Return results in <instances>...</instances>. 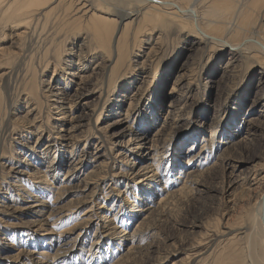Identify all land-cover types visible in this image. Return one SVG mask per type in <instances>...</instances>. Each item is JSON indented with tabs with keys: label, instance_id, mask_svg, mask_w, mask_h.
Masks as SVG:
<instances>
[{
	"label": "rangeland",
	"instance_id": "rangeland-1",
	"mask_svg": "<svg viewBox=\"0 0 264 264\" xmlns=\"http://www.w3.org/2000/svg\"><path fill=\"white\" fill-rule=\"evenodd\" d=\"M55 12L62 15L61 11ZM61 15L57 22H61ZM51 22L45 29V40L38 41L41 45L36 49V44L30 42V34H25L26 40L23 38L20 42L23 36L17 38L15 29L0 24V47L5 50L0 59L3 93L0 102L2 112L5 109L0 118V264L6 263L5 257L10 255L15 259L8 264H27L31 255L46 247L54 252L59 246L57 242L71 236L88 215L92 223L70 254L75 261L68 264H84V259L89 261L91 257L88 264H235V260L240 264L242 257L253 264L256 250L243 254L245 244L239 236H222V232L227 231L224 227L248 224L252 226V234L258 233L252 209L264 188V183L255 179L259 172L264 174V72L249 66L243 58L236 60L228 49L208 57L207 49L204 53L193 50L177 38L175 29H163L158 25L150 32L138 34L141 42L115 72L111 92L104 100L113 62L91 57L94 46L78 47L80 35L72 39L69 32L56 35L54 30L59 28ZM159 33L161 41L155 43ZM63 34L66 36L59 45L63 54L60 65L64 60L74 59L75 50L89 55L87 67L78 72L81 81L79 74L72 75L74 70L64 73L56 63L53 72L51 62L55 59L49 50L57 46ZM46 45L49 46L46 57L50 63L40 71L42 67L39 68L37 60ZM227 62H230L229 67L225 65ZM231 64L238 65V72L224 76L225 69L233 67ZM74 66L73 63L70 68ZM35 68L38 75L33 78ZM64 76L68 86L63 85L61 78ZM33 84L39 110L36 107L29 112L34 100L29 99L28 93ZM78 92H85V95L79 99ZM44 94L46 96H42ZM157 96L163 99L159 109L161 118L155 125L153 119L154 126L148 129V137L159 127L160 133L163 131V135L158 136L160 140L170 134L166 144L160 140L157 144L170 148L157 163L158 170L165 175L153 185L157 184L160 190L167 176L170 180L166 185L168 191L177 189L176 180L189 184L205 159L200 157L211 145L213 157L210 169L199 175L198 185L194 184L193 189L183 194L172 195L169 206L162 213L151 216L149 212L153 208L147 201L146 191L150 187L138 182L136 191H132L127 171L133 160L138 162L141 158L136 157L138 151L132 144L141 132L139 118L149 112ZM66 102L71 104L69 111L64 106ZM59 103L65 108H54ZM130 103L134 105L131 110ZM179 105L182 109L177 112L181 116L178 126L170 131L169 126L163 129L160 124L164 123L166 109L172 110ZM35 111L40 118L31 124L29 120ZM62 111L66 112L59 114ZM98 113L100 117L96 121ZM39 125L40 132L37 131ZM174 133V138L168 141ZM228 138L235 148L219 143V140L227 142ZM190 146L194 147L193 154L189 153ZM145 148L140 150L142 156L149 152ZM156 148L153 146L151 153ZM200 152L201 156L195 158ZM143 164L151 165L142 171L150 175L156 163L149 160ZM180 169L184 174L179 175ZM98 173L105 177L98 181L100 185L89 179L94 176L96 179ZM229 174L238 177L236 181H232ZM44 177L49 181L45 182ZM42 190L45 193L40 194ZM37 193L40 196L36 198ZM140 198L142 202L138 201ZM134 200H137V207H132ZM136 208L138 211H132ZM114 214L123 219L129 214L137 216L127 220L130 222L126 226H118L119 233L114 240L100 238L91 246L92 238L95 240L96 234L105 229L98 231L96 227L102 221L111 220ZM88 248L91 251L87 258ZM125 250L128 259L117 261V254ZM232 253L237 254L236 259H233L236 254ZM220 258L226 259L221 261Z\"/></svg>",
	"mask_w": 264,
	"mask_h": 264
},
{
	"label": "bare ground",
	"instance_id": "bare-ground-1",
	"mask_svg": "<svg viewBox=\"0 0 264 264\" xmlns=\"http://www.w3.org/2000/svg\"><path fill=\"white\" fill-rule=\"evenodd\" d=\"M56 10L61 11V13H62V15L60 14L62 16V19L60 20L61 22H57V20H59L60 15L58 13L57 14L59 16L56 14V12H55ZM49 22L54 23V25H56V27L59 28L58 31H57V29L56 30L53 29L56 32V35H58V34L60 35L61 34L60 32H64V34L67 35V33L69 32L71 39L72 38H78V36L80 35V39H79L80 44H78L79 45L78 47H80L83 44H86L88 46H94L93 48L91 47L92 48L91 52L94 54L91 57L95 58L96 60L97 59H101V60L105 59V61H107V62L108 61H110L111 63L113 62L112 66H111V70H110V75H109L108 80H107L108 83H107V89L105 91L106 95H105V98H103L104 100L106 98H108V96L111 92V87H112L111 83L114 82L112 80V78H114L113 76H114L115 72L118 70V68L124 62L128 61L127 59L129 57V55L134 52V49H136L137 44L139 42H141L138 34H141V33L143 34L147 31L150 32L151 30H153L158 25L163 29H168V28L172 29V30L175 29V35L177 36V38L180 39V41H182L185 45H189V47H192L193 50H200V51L202 50L204 53V51L207 49L208 55L207 54L206 55L208 57L217 54V52L220 50L228 49L229 53H231L232 56H236V60H237V58H243L250 63L249 66L259 68L260 71L264 72V0H0V24L3 23L4 25H8L9 27H12L13 29H15V31L14 30L13 31L16 32L14 35H16L17 38H21L18 36H23L21 38L20 42H22L23 38H25L24 40H26V37H24L25 34L26 35L30 34V36L32 37V38L30 37L31 38L30 42L32 45L36 44L34 47L35 49H36V47L40 48L41 44L39 45L38 41H40V43H41L42 40H45V38H46L45 33L47 32V30H45V29L47 28V25L49 24ZM131 25H132V27H131ZM53 28H54V26H53ZM28 29H29V31H27ZM48 30L50 31V29H48ZM26 31H27V33H26ZM55 32H53V33H55ZM161 32H163V31H160V33ZM160 33H159V35L156 36L155 43H157L158 41H161ZM66 35H64V37H62V39H59V41L56 43L57 44L56 47L54 46L56 44L55 43L53 44L54 49L49 50L52 52L53 58L55 59L53 62H51V64H53L52 69L54 72V69H56V66L61 67L63 70L62 72H64V73L67 70H74L72 75H74V74L78 75L79 74L80 77H78V78H80V81H81V73H78V72L84 71V68L87 67L86 65H88V63H89V61H88L89 55L87 56L85 51L80 52V50H79V53H78V50H75L73 52L74 55L76 54L74 59H68V61L64 60L62 65H60L61 62L59 63V60L62 57L61 56L62 51L60 50L59 45L61 44V42H63ZM69 35H68V38L70 37ZM54 36H55V34H54ZM30 38H28V39H30ZM152 39L153 38H151V40ZM34 40H35V42H33ZM56 40L57 39H55V41ZM17 43H18V41H17ZM26 46H27V44H26ZM47 47H49V46L46 45V47H44L45 49L44 48H42L41 50L39 49L41 51V56H40L39 60H37V61H39L37 63H39L38 64L39 68L42 67V69L40 68V71L44 70V68L47 67V65H49V63H50L49 58L46 57L47 55H49V54H47L48 49H49ZM26 48H28V47H26ZM154 50H158V49H154ZM37 51H38V49H37ZM70 51H72V50H70ZM4 52H5L4 47H0V59L1 60L3 58L2 56L5 55ZM210 52H212V53L210 54ZM37 53L38 52H36V54ZM38 57H39V54H38ZM24 58H25V55H24ZM230 62H227V64H225V65L227 67H229L228 65H230L229 64ZM28 63L30 64V62H28ZM55 63H56V66H55ZM73 63L75 66L73 68H70V65ZM14 64L18 65V63H14ZM233 64H231L233 66L232 68L225 69V71L223 72L224 76H226L227 74H230V73L238 72V68H237L238 65H236V64L233 65ZM127 65H125L126 69H127ZM36 68H38V67H36ZM36 68H35V70H33V74H32L33 78H35V76L38 75V74L36 75V73H38V70H36ZM25 70H26V68H25ZM27 70H28V68H27ZM11 73H12V71H11ZM11 73H10V75H11ZM28 73H29V71H28ZM228 77H229V75H228ZM66 78L67 77H65V76L63 78H61L64 86H68L67 85L68 82L66 81ZM36 79H38V78L36 77ZM48 81H47V83H48ZM131 83H132V81L128 82V86H130ZM36 84H38V83H36ZM26 85H27V83H26ZM101 88H103V86ZM36 93H37L36 88L34 87V84H33V85H31L29 93H28L29 99L34 100L30 104V105H32V107H30L27 110L29 112L30 111L32 112L33 109H36L37 105L39 104L38 100H35L36 99V97H35ZM84 93L85 92L79 93L78 98L79 99L82 98L83 95H85ZM2 94H3L2 89H0V98H1ZM45 94L42 96H46ZM99 94H101V91ZM162 100H163L162 97H158V98L154 99L152 102V105L150 106L149 112L146 113L143 117L139 118L138 127H139V131H141V132H139L140 133L139 136H136V138L133 139L132 144L134 145V148H136V150L138 151V153L136 154V157H141V158L138 162H135V160H133L134 162L133 161L131 162L132 164H130L129 169L127 171L129 173L127 179L131 180V182H132V186H130V188H132L131 189L132 191H134V190L136 191L138 182L142 183V185L145 184V187L146 186L150 187L146 190V191H148V194H147L148 197L147 196L146 197H147V201L149 202V204L151 203V205H152L151 208H153L151 210L152 212L151 211L149 212V214H151V216L153 213L154 214L162 213V211L167 206H169V203H170L169 198L172 195L183 194L185 192H188L190 189H193L194 184L198 185L199 184V179H198L199 175L205 171H208L207 170L208 168L210 169L209 162L213 157L212 156V154H213L212 153V148H213L212 145L210 146V150L206 151V153L204 155L201 156V152L199 154L197 153L195 155V158L201 156L200 158L204 157L205 159L199 165V169L196 171L197 173H195L192 176V179L188 181V182H190L189 184H186V182H181V181L176 180L175 185H177V186L179 185L177 187V189L172 190V191H168V190H166V185L170 180H169V178H167L168 177L167 176L163 179V181H162L163 186L160 188V190H159V188H157V186H158L157 184H155L156 186L153 185L154 183L161 181L160 178H163L164 177L163 175H165V174H161V172L158 170L157 163L159 164V162H160L159 160L161 158H163L166 154H168L169 148H170L169 145H165L166 144L165 142L167 141V136L170 133H168L166 136H163L164 137V138L162 137L163 140H160L158 137L163 132L162 131L160 133L159 129H161V128L158 127V129L155 131V133H153L154 135L153 134H152L153 136L149 135L151 138L148 137V129H150L152 126H154L155 123L157 122V120L161 118V115H160L161 110H159V109L162 108V105H163ZM0 101H1V99H0ZM27 101H30V100L27 99ZM46 102H47V100H46ZM60 103H62V102H60ZM60 103L58 104L57 107H54V108H56V109L57 108H65V107H62L63 104H60ZM182 104L184 105L185 102ZM26 105H28V102L26 103ZM65 105H66V109L69 111L71 104L66 102V104H64V106ZM128 106L131 110V108H133L134 105H131V103H130ZM172 108H173L172 110H170L168 108L166 109L164 117L162 118L164 123L160 124L163 129H166L167 126H169L168 127L169 131L171 129L177 127L178 122L181 119V116L177 112L181 111L180 109H182V106L179 105V107L177 106V107H172ZM37 109H38V107H37ZM154 109H156L155 113H156V111L159 110V112L157 113V116L153 112ZM60 110H63V109H60ZM4 111H5V109L3 110V112ZM1 112H2V104L0 102V118L2 119ZM65 112L66 111H62V112H59V114H64ZM125 112H127V111H125ZM99 113L96 114L97 115L96 121L100 117ZM116 113H119V112H116ZM37 114H38V112L31 114L33 116L32 119L29 120V121H31V124L34 123L35 119L39 116V114H38V116H37ZM40 114H41V112H40ZM34 115H36V116H34ZM39 118H37V119H39ZM153 119H155L154 123H153L154 125L152 124ZM40 128H41V126L39 125V127L37 128L38 132L42 131ZM240 129H241L240 126H238V128L236 129L237 132H239ZM57 135H58V133H57ZM162 135H163V133H162ZM174 135H175V133L173 135H170V138L168 141H171L174 138ZM47 136H48V134H47ZM152 137H154V138H152ZM155 137H157L158 139ZM229 138H230V136H229ZM229 138H228L227 142L219 140V143L228 144L227 145L228 147H234L235 148L233 142L232 141L230 142ZM154 140H155V142H154ZM157 140H160V141H162V144L163 143H165V144L159 146L157 144V142H158ZM159 143H161V142H159ZM168 144H169V142H168ZM144 146H146V148H145L146 151L149 150V152L146 153L144 156H142L143 154L140 153V150L144 149ZM153 146L154 147L156 146L157 148H156V150H154L151 153V149ZM216 147L219 148L220 145H218ZM193 148H194L193 146L189 147V153L193 154V152H194V151H192ZM149 160L151 161V163L152 162L156 163V164H154L155 168L152 169V171L150 170L151 171L150 175L148 174V172L142 173V171L148 170L149 166H151V165H149V164L141 165V163L149 161ZM179 172H180L179 175L184 174V171L182 169H180ZM231 172L233 173V169ZM101 174H103V173H101ZM101 174H99V176H96V179L94 178L95 176L90 177L89 179L94 180V182L96 184L100 185L101 183H99L98 181L103 180L105 178L104 175H101ZM258 174H259V176H257L258 178H255V179L261 180V182L264 183L263 172L261 171ZM233 175H235V174H233ZM179 177L177 176L176 178H179ZM237 178L238 177L234 178V176L230 177V179H232V181H236L234 179H237ZM47 180L48 179L45 178V182H47ZM256 184H257V182H256ZM84 186H85V184H84ZM39 193L40 194L45 193V190H42V192H39ZM39 193H37V195L35 194V197L36 196L39 197L40 196ZM39 199L40 198H38V200ZM256 199L257 200L255 201L253 209H252L253 210V216L252 217H253V220L258 225V230H257L258 233H256V231H255L256 234H252L251 233L252 226L245 224V225H239L236 228H231V227L229 228V226L224 227V228H227V231L223 230L222 236H227V235L239 236V239L243 241V244H245V246H243L244 248H242V250H243L242 253L243 254H245L246 252L253 253L252 250H256V255L253 256V258H254L253 264H264V188H263V191L260 193V196ZM134 201H135V203L133 204L132 207H137L135 205L137 200H134ZM138 201L142 202L141 198ZM145 206H146V204H145ZM107 209H109V208L107 207ZM107 209H106V211H107ZM132 211H138V210L136 208ZM133 216L135 217V216H137V214H135V215L129 214L126 219L125 218L123 219V218H121V216L114 214L113 217L111 218V220L102 221L100 223L99 227H96V230L99 231L101 228H105V229L103 232L99 231V233L96 234L95 240H94V238H92L91 246L95 243H98V241H96L97 239H100V238L102 240L111 239V238L113 239L115 236H118L117 235V233H119L117 231L119 229L118 226H120V227L126 226L127 223L130 222V221L127 222V220H131ZM89 219H92L91 215L86 216L85 219H82L80 221L81 225L78 227L76 226V229L73 231L71 236H67L64 239H60L57 242V245H59V246L54 252L50 251L48 247H46L42 250H39L38 252H36V255H31V257L28 258L27 264H68L72 261H75L73 259V256H70V254H71V252H73V249H75V247L80 243L81 236L84 233H86L85 231H86L87 227L90 226V223H92V221ZM148 230H149V228H148ZM121 231H122V229H121ZM144 232L146 233L147 230H145ZM216 237H217V235H216ZM236 239L238 240L237 237H236ZM35 240L36 239L33 240L34 243H35ZM201 242L202 241H200L199 243H201ZM83 247L80 248V251H81V249H83ZM89 251H91L90 248L87 249L86 256L89 255L88 254ZM125 251L126 252H124V253L117 254V256H116L117 261L120 262V260L124 261L125 259H128L129 255H127V250H125ZM32 253H34V252H32ZM232 254H234V253H232ZM232 254H229V255H232ZM91 255L92 254H90V256ZM189 255L190 254H188V256ZM17 256H19V255H17ZM188 256L187 257L185 256L186 259L188 258ZM216 256H218V255H216ZM236 256H237V254L235 255V258H233V259H236ZM5 258L7 259V261L4 264H8L9 262L13 263V261L15 259V257H13L11 255L8 257H5ZM87 258H88V256H87ZM92 258L93 257H91L89 259V261H91ZM123 258H125V259H123ZM245 258L242 257L241 261H239L240 264H246L248 262L245 260L246 261V263H245V261H244ZM223 259L225 260L226 258H222L221 261H224ZM213 260H214V258H213ZM89 261H86V259H84L83 263L88 264ZM221 261H219V262H221ZM226 262H227V260H226ZM235 262H236L235 264H237L236 260H235ZM23 264H24V262H23ZM25 264H26V262H25ZM247 264H249V263H247Z\"/></svg>",
	"mask_w": 264,
	"mask_h": 264
}]
</instances>
